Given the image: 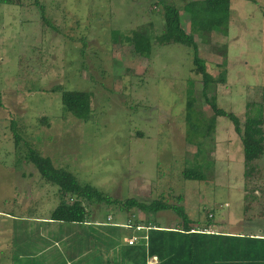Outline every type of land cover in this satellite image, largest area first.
<instances>
[{
  "label": "rangeland",
  "instance_id": "1",
  "mask_svg": "<svg viewBox=\"0 0 264 264\" xmlns=\"http://www.w3.org/2000/svg\"><path fill=\"white\" fill-rule=\"evenodd\" d=\"M19 1L0 2V264L66 260V225L47 224L60 202L58 188L31 163L16 161L11 121L23 140L81 185L119 201L162 198L176 204L181 196L191 220L212 219L209 232L264 237V156L246 179L240 137L223 117L216 119L204 154L195 156L198 149L187 142L184 122L188 80L194 84L195 109L206 118L213 112L201 96L200 76L192 73V49L155 41L164 29L158 0ZM189 1L164 4L178 10L182 30L193 35L210 75L217 77L225 61L226 82L216 88V104L243 122L247 103L264 102V0H230L225 33L203 34L183 11ZM134 32L150 39L148 56L124 42ZM56 87L92 93L89 122L62 111L60 92L52 91ZM43 116L47 125L40 122ZM195 162L210 164L202 169L206 181L183 178ZM247 193L255 200L245 210ZM83 204L99 224L106 216L130 226L179 223L170 211L147 216L117 205ZM120 230L140 239L133 228ZM55 241H60L57 251L47 252Z\"/></svg>",
  "mask_w": 264,
  "mask_h": 264
},
{
  "label": "trees",
  "instance_id": "2",
  "mask_svg": "<svg viewBox=\"0 0 264 264\" xmlns=\"http://www.w3.org/2000/svg\"><path fill=\"white\" fill-rule=\"evenodd\" d=\"M0 2L21 4L19 0H0ZM155 5V7H162L161 16L164 22L163 32L156 38V43L166 46L176 44L192 49L193 60L191 64L193 68L191 70L192 73L200 76L202 83L201 96L213 112V116L206 118L202 112L197 108L195 109L197 100L193 96L194 84L191 80H188L184 115L187 142L197 147L198 150L195 156H201L205 152L206 139H213L216 119L219 117L227 118L232 123L234 132L240 137L244 177L246 179L250 178L257 171L254 162L264 156V102L256 103L252 101V103H247L243 122L234 113H228L219 108L216 104L215 92L217 86L226 82L225 61L221 62L222 71L217 77L210 75L206 70L205 62L198 56V47L193 35L182 30L178 10L165 5L164 0H158ZM183 11L189 15L191 22L196 23V30L201 34L210 33L214 29L223 30L225 33L231 15L230 0H192L184 5ZM43 21L46 20L43 18ZM124 42L129 43L134 52L139 55L148 56L151 52V41L143 33L134 32L133 35L124 37ZM52 91L60 92V101L64 113H68L84 123L90 121L92 93L66 91L62 87H56ZM47 121L46 116L40 119V122L44 125H47ZM10 129L13 135L14 154L18 157L16 161L21 162V160H24L28 164L31 163L45 182L58 188L60 202L50 214L47 224L58 222L61 229L62 224L66 225L63 230L66 231L65 235L67 237L71 226L77 225L81 228L78 234H74L78 241L75 247L76 252L80 249L83 251L84 246L85 249H91L89 245L93 246L94 241L100 244L102 240L100 241L99 236L105 235L107 241L101 244L103 247L102 252H104L101 255L109 256L105 264H148L149 259L153 258L156 259V264H264V237L209 232V229L215 225L212 219L206 215L203 221L191 220L185 208L181 205L183 201L181 196L176 198V204H170L162 198L150 203L134 199L116 200L90 185L79 184L70 172L55 168L50 158L41 155L38 150L32 147V144H29L28 141L23 140L18 135L14 121L10 122ZM189 165L191 166L185 168L182 172L185 180L206 181L202 169L209 167V163L202 165L195 162ZM253 196V194H245V210L250 208L253 200H255ZM67 199L72 203H68ZM83 202L96 206L117 205L120 211L134 209L147 216L170 211L176 215L179 223L175 228H163L156 221H146L142 226L145 229L138 231V234L140 236L145 235L147 240L141 239L135 245L125 243L124 246L117 248L115 251L117 253L116 258H112L109 251L114 246H118L117 244L121 239L120 228L122 229V227L116 225V223L106 221L107 216L105 217V223L91 222L90 216H92V213L86 209ZM137 226H140L139 221H135L132 228L135 229ZM67 237H65L62 244L63 247H66ZM125 237L127 238L128 235ZM58 242L60 241L48 243V245H54ZM101 246H99V253ZM42 256H39L40 259ZM49 264H66V260L57 262V259L51 258ZM77 264L82 263L78 262Z\"/></svg>",
  "mask_w": 264,
  "mask_h": 264
},
{
  "label": "crops",
  "instance_id": "3",
  "mask_svg": "<svg viewBox=\"0 0 264 264\" xmlns=\"http://www.w3.org/2000/svg\"><path fill=\"white\" fill-rule=\"evenodd\" d=\"M93 222V221H91ZM52 225H54L55 223H51ZM57 228H60V225L55 224ZM117 225V224H116ZM119 226H121L122 228H125L124 225L118 224ZM70 233L68 234L67 237V241H66V247L64 246L63 249L66 253V264H77L78 262H81L82 264H105V261L107 258H109V256H103L101 255L102 252V246L101 244H104L105 241H107V236L103 235V236H99L100 238V244L99 243H93L92 245H89V247H91V249L88 250V248L85 249V246L83 248V251H81V249L76 252L75 251V247L76 244L78 243L77 238H75L74 234H78L80 232V227L77 225H73L70 227ZM121 229V228H120ZM100 231V230H99ZM121 234V232H120ZM121 236H123L124 238L121 237L120 241L118 242V246H114V248H112L109 253L111 254L112 258H116L117 253L115 252L117 250V248H121V246H124V244L126 243V237L121 234ZM129 239V238H128ZM99 244V245H98ZM57 245L58 243H54V245H48L49 247L44 248L47 252H53V251H57ZM99 246H101L100 249V253H99ZM113 247V246H112ZM82 252V253H81ZM60 254V253H59ZM115 256V257H114ZM151 260V261H150ZM149 262H154V264H156V259H149Z\"/></svg>",
  "mask_w": 264,
  "mask_h": 264
},
{
  "label": "built area",
  "instance_id": "4",
  "mask_svg": "<svg viewBox=\"0 0 264 264\" xmlns=\"http://www.w3.org/2000/svg\"><path fill=\"white\" fill-rule=\"evenodd\" d=\"M124 227H125V228H128V227L132 228V226H130L129 224H128V225H124ZM142 229H145V228H143V227H141V226H137V227H135V230H136L137 232H138V231H141ZM136 231H134V232H136ZM141 239H143V240H147V238H146L145 235H144V236H140V239H139V240H141ZM139 240H138L137 237H135V236L133 235V236H131V237L128 239L127 244H128V245H135Z\"/></svg>",
  "mask_w": 264,
  "mask_h": 264
}]
</instances>
